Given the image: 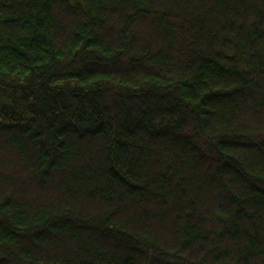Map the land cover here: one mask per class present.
<instances>
[{
    "label": "trees",
    "instance_id": "obj_1",
    "mask_svg": "<svg viewBox=\"0 0 264 264\" xmlns=\"http://www.w3.org/2000/svg\"><path fill=\"white\" fill-rule=\"evenodd\" d=\"M0 264H264V0H0Z\"/></svg>",
    "mask_w": 264,
    "mask_h": 264
}]
</instances>
